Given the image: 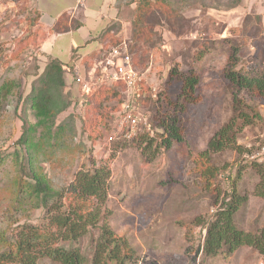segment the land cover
<instances>
[{"label": "rangeland", "instance_id": "obj_1", "mask_svg": "<svg viewBox=\"0 0 264 264\" xmlns=\"http://www.w3.org/2000/svg\"><path fill=\"white\" fill-rule=\"evenodd\" d=\"M74 1L42 0V4L49 3L56 12ZM40 2L0 0V84L7 79L19 84L0 118V234L13 235L22 225L45 221L46 209L38 205L24 182L32 181L20 168L24 147L18 142L25 115L22 99L39 83L50 61L40 47V17L45 11ZM130 2H120L125 10L122 22L108 18L106 29L93 34L103 49L80 63L76 58L81 54L69 62L60 60L67 70L65 91L73 104L59 115L58 122L74 115L69 121L75 132L69 129L60 136L61 144L46 143L39 153L34 151L36 166L61 190L78 171L94 163L109 165L108 200L102 214L135 249L134 259L125 264H264V252L254 245L243 244L233 252L223 248L215 256L203 252L207 228L232 187L243 197L234 214L236 226L254 235L264 229V175L258 172L264 165L258 166L253 158L264 145V101L245 95L261 118L250 126L239 121L235 144L209 149L211 139L236 115V92L227 70L237 62V69L251 74L259 61L264 62V0H242L235 8L229 7V0H173V13L164 15L154 4L151 9L156 11L149 17L154 36L139 41L132 39L138 27V3L129 6ZM116 4V0L107 3L109 9ZM165 9L171 10L167 5ZM115 45L123 50L129 46L140 77L142 122L148 117L154 120V128L148 123L131 138L125 137L127 129L115 132L125 100L123 89L114 95L107 88L97 92L98 87H92V100L82 107L83 91L74 82L75 71L99 63L105 49ZM190 73L198 77L191 91L182 88L183 78ZM188 93H192L191 101ZM25 116L32 123L37 121L30 108ZM174 124L179 126L181 140L171 137ZM39 135L40 131L36 140ZM207 167L210 171L203 174L201 170ZM101 223L75 243L88 259L93 256ZM60 244L69 247L71 243ZM38 264L59 263L42 259Z\"/></svg>", "mask_w": 264, "mask_h": 264}, {"label": "trees", "instance_id": "obj_2", "mask_svg": "<svg viewBox=\"0 0 264 264\" xmlns=\"http://www.w3.org/2000/svg\"><path fill=\"white\" fill-rule=\"evenodd\" d=\"M135 1L138 3L137 11H135V23L138 24V27L133 30L132 39L134 41L145 38L149 40L154 36V30L149 24V17L156 11L151 7L158 4L157 8L164 15L166 12L173 13L174 2L173 0H131V2ZM241 1L229 0L228 5L235 8ZM165 5L171 10L165 9L164 11ZM248 18L250 16H247ZM259 20L261 21V16ZM67 29L68 27L62 24H56L53 27V30L58 32ZM115 47L119 48L118 45L111 46L100 60L103 61L109 51ZM122 48L120 50L123 53ZM233 48L239 49L238 46ZM127 51L132 54L129 46ZM49 58L50 61L46 64L44 72L40 74L39 83L33 85L32 91L24 100L22 99L25 115L26 109L30 108L37 121L32 123L24 115L23 132L18 139L20 145L24 147V160L20 163V168L33 183L23 179L22 181L29 186L28 190L31 189L32 194L37 197L38 205L46 209L45 221L39 225H22L13 235L0 234V264H38L42 259H52L59 264H125L134 259L135 249L127 238L114 232L107 216L102 214V205L108 200V181L111 174L109 165L94 163L93 167L78 171L72 183L61 190L55 189L47 175L41 171L40 167L36 166L38 156L34 154V151L39 153L46 143L51 147L61 144L60 136L69 129L71 133L75 132V127L69 121V119L73 120L74 115L58 122L59 115L68 111L73 102L65 91L67 86L66 68L59 59L51 56ZM132 61L137 70L134 59ZM236 66L237 62L227 70L226 74L236 92L234 108L236 115L225 123L211 139L209 149L212 150H220L236 143L239 121L243 122L242 126H250L261 118L255 105L253 106L245 95L250 94L252 97H258L264 101V62L259 61L251 74H245ZM68 67L73 69L74 66L69 64ZM70 68L68 70H71ZM182 82V88L185 86L191 91L195 89L198 77L190 73L186 75L185 79L183 78ZM18 85V82L13 79L4 80L0 84V118L4 114L8 97L15 93ZM97 87V92L107 88L114 95L123 89L122 97L126 98V87L121 82L98 85ZM82 95L84 98L87 97V103H89L88 99L92 100L91 94L82 93ZM187 99H189L188 101L193 99L192 93H188ZM146 121L147 123L140 122L138 124V131L145 129L149 124L154 128L152 117H148ZM163 124L165 125V123ZM178 130L179 126L172 125L170 131L173 136L171 135V137L181 140ZM38 131H40V135L36 140ZM51 140L54 142L52 143ZM204 154L206 153L204 152ZM1 160L2 158H0V162ZM256 164L264 165V163L258 162ZM214 170L216 171V168ZM201 171L203 174H207L210 168L207 167ZM258 172L264 175V169L261 168ZM229 193L207 228L203 252L207 256H215L223 248L233 252L243 244L254 245L264 252V229L260 235H254L246 233L236 226L234 214L243 197L237 195L234 187ZM100 222L102 223L99 227L100 232L93 256L88 259L82 254L80 248L75 246V243L91 227L97 226ZM61 241H69L71 244L66 247L60 244Z\"/></svg>", "mask_w": 264, "mask_h": 264}, {"label": "crops", "instance_id": "obj_3", "mask_svg": "<svg viewBox=\"0 0 264 264\" xmlns=\"http://www.w3.org/2000/svg\"><path fill=\"white\" fill-rule=\"evenodd\" d=\"M83 1L75 0L69 4L64 3L56 12H52L51 9L53 8L49 6V3L45 6L41 0L40 5L44 7L45 11L42 12L40 17V32L43 33L40 47L44 54L61 61L63 60V62L71 61L72 58L76 57V54H81L79 58H76L78 59L77 63H80L83 57H89L104 48L102 44H99L100 42L97 39V42L94 41L95 39L92 36L93 34L101 33L103 28L106 29V20L111 18L110 21L118 20L122 22L121 17L123 19L125 17H123L125 10H122L123 6L120 5V2L123 0H116L118 4L112 9H109V5H107L112 0ZM130 3L131 5L129 6H132L135 2ZM60 20H62L61 24L67 26L68 29L60 30L59 32L54 31L52 28ZM106 51L107 49L104 52ZM86 59L88 60V58ZM70 81L72 80L70 79Z\"/></svg>", "mask_w": 264, "mask_h": 264}, {"label": "built area", "instance_id": "obj_4", "mask_svg": "<svg viewBox=\"0 0 264 264\" xmlns=\"http://www.w3.org/2000/svg\"><path fill=\"white\" fill-rule=\"evenodd\" d=\"M139 73L135 69L132 58L127 49L122 51L120 47L112 48L103 61L94 64L88 70L78 69L75 71L74 82L80 87L83 93L90 94L92 87L121 82L126 87V98L122 102L121 108L118 112L116 121V134L123 132L126 138H131L133 134L137 135V127L142 122L140 109V92L138 88ZM84 93V94H85ZM87 99L81 98L80 105H86ZM147 123L146 118H144ZM115 135L111 136L113 139ZM124 137V138H125ZM253 158H257L258 163H264V145L260 151L253 154Z\"/></svg>", "mask_w": 264, "mask_h": 264}]
</instances>
